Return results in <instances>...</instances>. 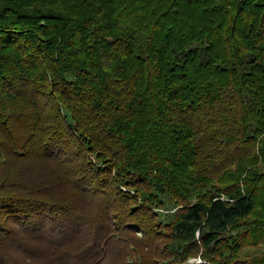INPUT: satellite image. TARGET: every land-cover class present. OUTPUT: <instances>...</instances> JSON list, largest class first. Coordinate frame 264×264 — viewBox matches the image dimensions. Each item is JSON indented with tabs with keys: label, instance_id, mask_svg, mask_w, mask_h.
I'll return each mask as SVG.
<instances>
[{
	"label": "trees",
	"instance_id": "16d2710c",
	"mask_svg": "<svg viewBox=\"0 0 264 264\" xmlns=\"http://www.w3.org/2000/svg\"><path fill=\"white\" fill-rule=\"evenodd\" d=\"M264 0H0V264H264Z\"/></svg>",
	"mask_w": 264,
	"mask_h": 264
},
{
	"label": "rangeland",
	"instance_id": "374dc122",
	"mask_svg": "<svg viewBox=\"0 0 264 264\" xmlns=\"http://www.w3.org/2000/svg\"><path fill=\"white\" fill-rule=\"evenodd\" d=\"M261 167L264 169V162L261 163ZM264 246V243L259 247H253V246H246L242 249L243 258H247L250 255H254L256 253L261 252L262 248ZM212 264H215L214 262H211ZM187 264V263H186Z\"/></svg>",
	"mask_w": 264,
	"mask_h": 264
},
{
	"label": "built area",
	"instance_id": "2783aa9c",
	"mask_svg": "<svg viewBox=\"0 0 264 264\" xmlns=\"http://www.w3.org/2000/svg\"><path fill=\"white\" fill-rule=\"evenodd\" d=\"M187 264H212L208 260L204 259L201 255L196 257H190L187 261Z\"/></svg>",
	"mask_w": 264,
	"mask_h": 264
}]
</instances>
